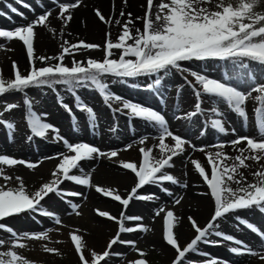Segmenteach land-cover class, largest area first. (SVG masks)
Returning a JSON list of instances; mask_svg holds the SVG:
<instances>
[{
	"label": "snow or ice",
	"instance_id": "6c2138e0",
	"mask_svg": "<svg viewBox=\"0 0 264 264\" xmlns=\"http://www.w3.org/2000/svg\"><path fill=\"white\" fill-rule=\"evenodd\" d=\"M24 3V0H20ZM55 3L56 0H53ZM80 0L76 3H59L58 19H61L65 26L72 21L73 16L70 9L78 6ZM127 0H125V3ZM213 0H161L157 6L155 19H151L153 0H148V12L144 18L137 17V20L143 19L144 30H135L130 25L133 24L132 14L128 13V19L122 25V32L117 41L110 39V33H107L103 60L88 58L84 61H76L73 53L78 52L80 48L91 50L99 49L100 45L85 43L69 44L67 40L61 45L62 53L57 56H38L35 54L34 37L35 29L38 26H46L51 11L40 14L36 19L27 25L17 26L14 30L0 29V38H5V42H11L17 39L26 46V53L30 61L31 70L27 75L21 73L16 62L13 61L14 78L6 79L0 75V96L21 93L24 95V104L26 106V123L30 134L26 137L28 142L34 138L47 139L50 132L53 133L54 142H62L66 152L58 153L59 163L52 172V179L43 183L39 189L29 192L23 183V178L16 176L19 182L18 186H9L8 182L12 176L5 173V166L12 167L16 165H25L28 169L38 167L37 163L26 162L0 154V178L5 183L0 185V221L6 218L14 217L22 213H30L50 218L55 225H61V217L44 207L41 203L45 201L50 194L58 198L80 197L82 193L65 190L61 185L65 182H72L75 185L95 188V191L104 196L111 197L118 201L124 211H121L119 217L111 215L107 211L96 209L100 217L116 221L119 225L118 232L114 238L109 241L107 249L102 253L91 252L90 259L85 256V244L81 235L71 233L70 237L74 243L76 252L79 255L81 264H110L112 256L123 257V253H113L112 247L117 244L131 245L136 249V241L122 240L121 234L133 233L139 231L147 233L150 228L142 223L135 227L125 226L126 222H141L143 217L138 215H126L130 203L135 201H148L158 199L155 193L141 194L140 189L145 186H157L160 191L173 198L174 205H180L183 196L176 199L174 193L169 187L164 185H176L186 189V181L181 182L169 169L175 167L174 158L184 156L186 152L185 145L193 151L204 152L209 171L198 159H191L192 165L198 175L202 178L208 188V192L199 193L207 195L214 202V212L205 226L201 227L197 221L189 216L187 219L197 235L184 247L178 242L175 232L180 217L176 216L173 210L159 207L155 211L156 217L163 220V239L166 244L171 246L177 253L173 264H199V262L188 259V255H202L208 258L206 264H219V258H210V254L202 252L198 245L219 246V240H213L215 236L223 241L231 242L228 250L234 255L256 256L260 253L253 250L249 245L231 234L220 230L221 224L227 222L229 215H232L238 224L245 225L252 233L259 235L262 245H264V231L252 222L238 215L239 210H256L264 214V83L258 82V75L264 78V0H215V10H211L205 5H212ZM13 12L18 13V9L12 8ZM23 16V13H18ZM67 14V15H66ZM96 14L101 21L105 17L97 9ZM125 13L121 11L120 16ZM108 23H111L109 20ZM121 21L117 19L116 25ZM51 31H54L50 29ZM63 35V33H61ZM131 41V43H129ZM0 45V49H3ZM8 50V49H4ZM113 50H119V57L113 58ZM66 56L72 57V64L68 66L64 63ZM58 61L57 63H48L46 66L37 68L36 62L45 64L46 61ZM221 62L225 68L220 78L209 77L207 74L191 70L184 66V62ZM180 73L183 76L185 84L189 86L194 93L196 103L194 110L181 116L177 114L176 119H184L189 123H194L199 116L206 115V110L202 107L207 97L209 102L214 105L211 109V117L203 122L199 135L204 136L208 130H212L220 135H228L229 130L225 127L223 112L219 105L224 104L229 111L242 119L245 129L248 127V116L246 111V102L250 99L257 103L254 109L255 125L257 136H239L237 139L227 142H220L212 145L216 148L215 152H206L203 146L197 148L189 139L175 134L170 130L166 116L152 107L142 105L126 99L111 90V84H128L133 81L132 87H140L134 81L140 78H151V82L146 84L149 91L159 92L164 81L173 73ZM187 73L193 80H189ZM111 78V84L108 82ZM240 83L249 85L247 91L239 86ZM30 88L51 89L57 95V102L68 111L73 121V131H78L79 121L72 111L75 107L77 111L86 113L88 125L92 129L98 126V120L94 109L87 105L79 95L81 90L96 91L102 98L103 103L110 109L114 117L116 114L125 115L131 123L134 119L144 121L157 130L156 139L158 144L152 147H140L142 162L138 165L136 162L119 161L120 166L125 170H130L136 180L135 186L131 189L127 198H123L116 193L114 189L93 185L91 174L86 173L82 166V161H91L101 157L108 159L119 155L117 150L105 152L98 147L85 142H69L68 139L60 135V131L53 124L46 122L47 114H38L34 110V104L27 95ZM59 88H62L73 98V105L64 102V96L60 94ZM182 86H178L177 96L181 94ZM253 93H257L253 97ZM118 104L119 107H114ZM15 103L6 104L5 111L18 108ZM0 125H3L7 131L10 141L14 140L15 122L5 121L3 113L0 112ZM118 124H115L110 132L117 133ZM235 135V129L231 130ZM174 143H166L168 138ZM148 137H142L139 140L140 145H144ZM246 142V147L236 149L235 146ZM226 145H231L240 154L235 157L228 156L222 149ZM132 147L128 144L123 149L127 151ZM153 149L159 150V155H153ZM71 153V154H68ZM245 153H248L245 155ZM190 159V156L185 157ZM255 161L260 164V169L252 173L254 182L249 183L241 169L250 167L246 161ZM230 161V162H229ZM78 173V174H77ZM186 175V173H185ZM236 185V187H233ZM65 203L71 208L72 213L80 215L78 211L80 205L71 199H65ZM71 214V213H70ZM0 230L6 231L12 243L9 250L0 251V264H33L30 260L19 254L15 249H24L26 244L22 241L49 240L48 231L36 233H18L11 226L0 222ZM59 242V241H57ZM5 245V240L0 239V248ZM44 250L49 253L59 254L55 248L45 246ZM140 257L146 253L136 249ZM261 258H264L262 256ZM129 264H149L146 259H137L130 261ZM229 264V262H224Z\"/></svg>",
	"mask_w": 264,
	"mask_h": 264
},
{
	"label": "rangeland",
	"instance_id": "374dc122",
	"mask_svg": "<svg viewBox=\"0 0 264 264\" xmlns=\"http://www.w3.org/2000/svg\"><path fill=\"white\" fill-rule=\"evenodd\" d=\"M82 0H80L81 2ZM110 5L100 7L99 5L93 9L99 10L100 13L105 17V21H101L97 14H95L96 19L103 26L102 31L96 38L88 37L86 34H72L66 31L62 26L63 21L58 19L59 15V3H76L77 0H24L21 3L20 0H0V29L4 30H14L17 26L27 25L29 22L36 19L40 14L46 11H51V16L46 26H38L35 29L36 35L34 37V49L35 54L38 56H57L62 53L61 45L65 40L69 44H79L80 41L85 43H91L95 45H100L99 49H83L82 47L78 52H74V58L76 61H84L86 63L88 58L103 60L105 57L104 46L106 40L109 38L107 33H110V39L115 42L118 39L119 34L123 29H119V32H115L113 29L118 26L115 24L117 19L127 20L128 13L132 14V20L134 23V31L136 29L144 30L143 19L137 20V17L144 18L148 12V0H127L124 4L123 17L120 13L113 11V7L118 0H110ZM123 1V0H122ZM161 0H153V8L151 19H155V13L158 10L157 6ZM168 2V0H164ZM215 0H213L212 5H205L211 10H215ZM12 8L18 9V13H23V16L19 15L17 12H13ZM92 10V8L90 9ZM123 11V9H122ZM92 13V12H91ZM111 23H108V21ZM15 21V24L12 22ZM123 23L121 22V26ZM133 28V27H132ZM50 29L54 30L51 31ZM117 30V29H116ZM63 33V35H61ZM134 34V33H133ZM131 43V41H129ZM0 45H3V49H0V75H3L6 79L14 78L13 61H15L18 55H20L22 62L16 63L18 69L22 74L27 75L31 70L30 61L26 53V46L23 42L13 39L11 42H5V38H0ZM8 49V50H4ZM113 58L119 57V50H113ZM58 61H46L45 64H41L39 61L36 62V67L46 66V64L57 63ZM64 63L68 66L72 64V57L66 56ZM184 66L195 70L197 72L207 74L209 77L220 78L225 68L221 62L217 61H205V62H184ZM216 74V76H214ZM187 75L189 80L194 78ZM111 84V78L108 81ZM151 82V78H140L134 83L139 84L140 87H132L133 81H129L128 84L115 83L111 84V90L119 94L120 96L129 99L133 102L141 103L142 105L152 107L155 110L162 112L166 119L168 120L170 130L177 135L189 139L197 148L208 146L205 148L206 152H215L216 148L211 147L214 144L220 142H227L237 139L239 136H252L259 138L257 133L249 130V127L254 126L256 130V125L254 121V109L258 106L257 103L250 99L246 102V110L248 112V122L252 125H248L247 130L243 124L241 118L236 114L229 111L226 105H219L220 110L223 113H231L234 120L230 124L225 123V127L229 130L228 135H220L212 130H208L207 134L200 136L199 132L204 126L203 122L211 117L210 109L213 107L209 102L207 97H203L204 103L202 107L206 110V115L199 116L196 118L194 123H188L195 128L194 136H187L178 129L174 120L177 114L183 116L188 112L194 110V105L196 103L193 90L185 84L183 76L180 73L173 72L170 77H168L163 86L160 87L159 92L149 91L146 88V84ZM259 83H264L263 80H259ZM178 86H182V91L179 96H177ZM241 88L247 91L248 86L239 85ZM60 94L64 96V102L69 105H73V98L66 93L62 88H59ZM28 97L32 100L34 104V110L43 116L47 114L45 118L46 122L53 124L60 131V135L69 140V142H85L90 145L98 147L100 150L109 152L111 150H117L119 155L115 158L108 159L107 157H101L91 161H82L81 164L85 169L86 173L91 174V179L93 185H98L104 188L114 189L116 193L120 194L123 198H127L131 189L135 186L136 180L134 174L130 170L123 169L119 161H129L136 162L138 165L142 162V154L139 152L140 147H150V136L157 135V130L154 127L149 126L144 121L139 119H134L129 122V119L125 115L116 114L115 117L108 107L105 106L101 96L93 90H81L79 95L82 97L83 101L91 106L97 116L98 126L96 129L89 127L86 113L77 111L75 107L72 108L73 113L78 118L79 128L78 131H73V121L72 117L69 115L61 105L57 102V95L51 89H37L30 88L27 90ZM257 93H254L255 97ZM24 95L21 93H12L0 96V112L3 113V119L5 121L15 122V134L14 140L10 141L8 138L7 131L3 125H0V154L8 155L9 157L16 158L18 160H25L26 162L37 163L38 167L35 169H28L25 165H16L12 167L5 166V173L12 176V180L8 182L9 186H18V181L15 179L16 176L23 178V183L29 192H34L41 187L43 183L49 182L52 177V172L56 169L59 159L57 158L58 153L66 152L63 147L62 142H54L53 133L50 132L47 139L34 138L32 142H28L26 137L30 134V130L26 123V106L24 104ZM15 103L19 105L18 108L5 111V105ZM114 107H119L118 104H114ZM187 109V110H186ZM236 116V117H235ZM233 119V118H232ZM118 124L119 131L117 133L110 132V129ZM181 124V123H180ZM235 129V135L231 134V130ZM148 137V140L144 145L139 144V140L142 137ZM103 139L105 140L103 142ZM156 139V138H155ZM158 140V139H157ZM166 143L172 144L174 141L169 137ZM131 144L132 147L127 150L124 154L121 152L126 145ZM246 147V142H242L236 145L235 148ZM186 152L184 156L174 158L175 167L169 169L173 175H175L181 182L186 181L188 187L190 186V181L196 177L195 168L191 163L192 157H196L205 166L206 170L209 171L210 167L207 164L206 156L204 152L193 151L187 145H185ZM134 151V152H132ZM230 157H235L240 153L236 151L231 145H226L223 149ZM133 153V154H132ZM71 154V153H68ZM248 153H245L247 155ZM123 155V156H122ZM126 155V157H124ZM140 155V157H139ZM133 156V158H129ZM158 156V155H157ZM190 156V159L185 157ZM126 158L128 160H126ZM230 162V161H229ZM250 165L247 169H241L244 176L247 178L249 183L254 182V177L252 173L260 169V164H264L261 161L257 164L255 161H246ZM188 166V173L185 175L181 171L186 172V167ZM130 174V183L128 186L122 188L125 182L120 181L111 172L119 173L123 172ZM78 174V173H77ZM181 175V176H180ZM133 176V179H132ZM199 181L200 188L203 193L208 192L207 186L204 184L202 178L198 175L196 177ZM5 181L0 178V185L4 184ZM165 187H169L174 193V198L178 199L183 196L180 205H174L173 198L164 195L160 188L157 186H145L143 189L139 190L141 194L155 193L162 203L156 204L153 201H133L130 203L126 215H138L143 217L141 222H126L125 226L135 227L137 224L142 223L143 225L150 228L147 233H142L135 231L133 233H123L121 234V239L126 241H136V249L146 253L144 257H140L138 251L133 249L131 245L117 244L112 247L113 253H123V257L112 256L110 264H129L130 261L137 259H146L149 264H168L173 261L176 251L169 245L166 244L163 239V220L161 217L155 216V211L159 207H165L166 209H171L174 211L176 216L180 217L179 224L175 229L178 237V242L181 247L186 246L196 235V232L192 231V226L188 221V217H193L197 223L203 227L205 226L214 210L213 200L207 196L205 198L212 204L210 206V213L203 221H199L195 214L189 213L185 214L186 210H191L196 206V201L193 203H188L189 200L183 193L184 190L176 185L165 184ZM236 187V185H233ZM62 189L76 191L82 193L80 197H67L58 198L54 194H50L49 197L42 201L41 203L44 207L61 217V225H55L54 221L50 218H46L36 214L22 213L14 217L6 218L5 221H0L6 225L11 226L18 233L28 232L36 233L48 231L49 240H32L26 239L22 241L26 244L24 249H15L19 254L33 262V264H81L79 255L75 250L74 243L71 240L70 234L75 233L81 235L83 242L85 244V256L90 259L91 252L93 248V239L97 236H103L102 240L108 242L116 236L119 225L116 221L109 220L105 217H100L96 211H107L111 215L119 217L121 211H124L123 206L118 202L113 200L111 197L104 196L101 193L95 191V188H88L85 186L75 185L72 182H65L61 185ZM189 192V190H188ZM190 193V192H189ZM199 196V195H197ZM65 199H71L73 202L80 205L78 211L80 215H75L72 213L71 208L65 203ZM195 199V198H194ZM149 203L152 204L149 206ZM55 206V207H54ZM53 208V209H52ZM71 213V214H70ZM235 215L247 219L254 225L258 226L260 230L264 231V214L256 210H239ZM92 229V230H91ZM221 231L231 234L234 237L240 239L249 245L253 250L258 251L260 254L256 256L250 255H234L228 249L233 245L231 242L223 241L215 236L211 237L213 240H219V246L199 244V249L210 254V258H219V264H224V262H229V264H245V261H252L253 264H264V245H262L261 238L259 235L252 233L246 228L245 225L238 224L232 215H229L227 222L221 224ZM0 239L5 240V245L0 248V251L9 250L10 244L12 243L9 234L6 231L0 230ZM59 241V242H57ZM184 241H186L184 243ZM251 242H254L251 245ZM106 244V243H105ZM104 246L98 250L96 253L102 254L107 247ZM45 246L50 248H55L58 250L59 254L49 253L44 250ZM107 246V245H106ZM167 246L170 252H172L167 258L162 252ZM169 252V253H170ZM229 253L231 257L226 258V254ZM188 259L192 261L199 262V264H206V258L202 255H188ZM103 264V262H101Z\"/></svg>",
	"mask_w": 264,
	"mask_h": 264
},
{
	"label": "bare ground",
	"instance_id": "6f19581e",
	"mask_svg": "<svg viewBox=\"0 0 264 264\" xmlns=\"http://www.w3.org/2000/svg\"><path fill=\"white\" fill-rule=\"evenodd\" d=\"M124 2H125V0H123V1L122 0H118V2L114 6H112L113 7L112 10L117 12V13H121V11L123 9V12H124V8H123L124 7V4H123ZM110 3H111L110 0H82L81 2H79L77 7L73 8V9H70V13L73 16L72 21L68 22L66 26H65V24L63 22L62 23V25H63L62 27L64 29H66L67 32L72 33V34H77V33L80 32V34H86V35H88V37L96 38L97 36H99V33L102 31L103 26L96 19V17H95L96 16L95 15L96 14V10L93 9V7L96 8L98 5L100 7H103V6H106L108 4L110 5ZM91 8H92V10H90ZM120 21L122 23H124L123 19L120 20ZM12 24H15V21L12 22ZM130 27H133L132 28L133 29V33L135 34L134 23L132 25H130ZM120 28L122 29L121 23H120V25L116 26L113 30L115 32H119L118 30ZM19 57H20V55L17 56L18 59H16L15 62L20 64L22 62V60H21V58L19 59ZM257 75H258V79L259 80H263L264 79V78L259 77V74H257ZM214 76H216V74H214ZM239 85L248 86L247 84H244V83H240ZM252 95L254 96V93ZM212 106H214V105H212ZM248 112L249 111H247V115H248ZM230 114L231 113H229V112L227 113V115H226V113H223V120L227 124H230V122H232L234 120V117L232 115H230ZM254 121H255V115H254ZM174 124L178 128L176 130L181 129L182 131L181 130H179V131H181L182 133L186 134L187 136L190 135V136L197 137L195 135V128L193 129V127L186 120H184V119L174 120ZM248 125H252V124H250L248 122ZM248 129L254 131L255 133H257V131L255 130L254 126H253V128L249 127ZM149 139H150V147H152L154 144H158V142H159L157 139L154 138V136H150ZM104 141L105 140L103 139V142ZM125 152H127V151L123 150L121 153L124 154ZM132 152H134V151H132ZM152 154L155 155V156L159 155V150L158 149H153V153ZM124 157H126V155ZM139 157H140V155H139ZM129 158H133V156H129ZM192 159H198V158L192 157ZM126 160H128V159L126 158ZM185 170H186V172L184 170L183 171L180 170V172L181 173L183 172L184 174L185 173L187 174L188 173V166L186 167ZM122 171L123 172H119V173L111 172L110 174L114 175V177L115 176L119 177L118 179L120 181L125 182L124 185H122V188H124V187L128 186L129 183H130L129 182L130 181L129 180L130 179V174L125 173L124 170H122ZM195 176L196 177L198 176L197 172H195ZM196 177L193 179V181L192 180L190 181V184H189L190 186L188 187V190H189L190 193L188 192V190H184L183 191L184 195L189 199V200H187L188 203H191V202L194 203L196 201V206L194 208H192L191 210H186L185 214L187 215L189 213H193V214L196 215V217L199 219L200 222L201 221L204 222V219H206V217L208 216V213H210L209 209H210V206H212V204L205 198V196L199 195V193H203V192H202V190L200 188L199 181H198V179H196ZM132 179H133V176H132ZM126 182H129V183H126ZM178 192H180V191H176V192H174V194H176ZM197 195H199V196H197ZM153 202L156 203V204H160V203H162V200L156 199V200H153ZM150 205H152V204H150ZM213 212H214V210H213ZM213 212H212V214H213ZM192 231L195 232L193 228H192ZM102 237L103 236H97V238L93 239V248H94L93 251L97 252L98 250H100L104 246L105 243H106L105 247H107L106 245L109 244V241L111 239H109L108 242H104V240H102ZM185 242L186 241H184V243ZM253 244H254V242H251V245H253ZM169 249L170 248L165 246V248L162 251L166 258L172 253V252L169 251ZM176 255H177V253H176ZM231 256L232 255H230L229 253L226 254V258L231 257ZM245 264H253V262L252 261H247V259H246Z\"/></svg>",
	"mask_w": 264,
	"mask_h": 264
}]
</instances>
